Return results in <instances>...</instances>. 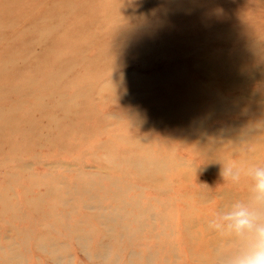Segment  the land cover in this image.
<instances>
[{
	"label": "rangeland",
	"instance_id": "obj_1",
	"mask_svg": "<svg viewBox=\"0 0 264 264\" xmlns=\"http://www.w3.org/2000/svg\"><path fill=\"white\" fill-rule=\"evenodd\" d=\"M1 128L0 264H219L207 221L252 188L221 163L264 166V0H0Z\"/></svg>",
	"mask_w": 264,
	"mask_h": 264
},
{
	"label": "clouds",
	"instance_id": "obj_2",
	"mask_svg": "<svg viewBox=\"0 0 264 264\" xmlns=\"http://www.w3.org/2000/svg\"><path fill=\"white\" fill-rule=\"evenodd\" d=\"M221 164L223 181L239 183L243 175L250 179L252 188L246 201L236 202L230 211L216 212L207 221L210 231L239 242L219 264H264V166L242 169L231 163Z\"/></svg>",
	"mask_w": 264,
	"mask_h": 264
},
{
	"label": "bare ground",
	"instance_id": "obj_3",
	"mask_svg": "<svg viewBox=\"0 0 264 264\" xmlns=\"http://www.w3.org/2000/svg\"><path fill=\"white\" fill-rule=\"evenodd\" d=\"M110 1H114V0H107V2H110ZM57 7H58V9L60 8L59 6H57ZM62 7L65 10L72 11V14L73 15L78 14V13L79 14L80 13H83V11H84V6H75V7H73V6H70V5H62ZM93 9L94 10L104 11L105 12V15H108L109 14V12H107L105 10V8H103V7L102 8L94 7ZM98 18H99V16L93 17V16H91V12H89L88 13V17L86 19H81L78 22H73V23H75L77 26L79 25V28L85 29V26L86 25H89V26H93L94 27V25L96 23V20ZM37 21H41L43 25L51 27V32H55L56 31V29L54 27H52V25H54V23H55L52 17L47 18V17H45V15H39L35 19H29L28 20V23H30V25H31V24H33V23H35ZM163 21L164 20H162L160 23H162ZM60 22H62V21L60 19H58L57 20V23H60ZM64 23L66 24L67 22L64 21ZM2 133L5 134V132L3 131V128L0 129V136H2Z\"/></svg>",
	"mask_w": 264,
	"mask_h": 264
}]
</instances>
